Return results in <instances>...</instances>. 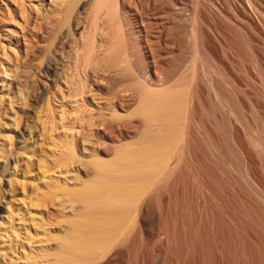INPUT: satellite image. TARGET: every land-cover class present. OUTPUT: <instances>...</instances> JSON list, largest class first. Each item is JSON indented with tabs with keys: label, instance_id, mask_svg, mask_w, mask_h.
<instances>
[{
	"label": "bare ground",
	"instance_id": "6f19581e",
	"mask_svg": "<svg viewBox=\"0 0 264 264\" xmlns=\"http://www.w3.org/2000/svg\"><path fill=\"white\" fill-rule=\"evenodd\" d=\"M29 14L12 21L25 63ZM36 18L50 42L10 142L0 264H264V0H57Z\"/></svg>",
	"mask_w": 264,
	"mask_h": 264
},
{
	"label": "rangeland",
	"instance_id": "374dc122",
	"mask_svg": "<svg viewBox=\"0 0 264 264\" xmlns=\"http://www.w3.org/2000/svg\"><path fill=\"white\" fill-rule=\"evenodd\" d=\"M53 1H57V0H11V2L13 4H12V6H9V8H12L10 15H9V8H8V12H7V10H5L6 8L4 7V5L0 4L1 5L0 7L4 9L5 14L7 13V17L10 18V21L12 23V24L10 23L7 27L3 28L2 27L3 24L0 22L1 23L0 24V53H1L0 54V65H1L0 66V189H1L0 190V202H2V200H4L3 196H4V192L6 191V188H5L6 187V184H5L6 179L5 178L8 177V174L10 172V159H9V154H10L9 150H11L10 142L13 140L14 144H16V146H18L20 148L24 145V144H21V143H23V141H25V138H26V133L24 132V130L26 129V127L29 124L33 123V120H32L33 117L31 115V111H30L32 109V107H31L32 106V99L34 98V96H36V94H38V91H39L38 86H40L43 82L42 71L40 72L41 66H39L40 68H38V65H40V63H41V55L43 54L42 48L45 47V46H43V44H45V43L47 44V42L49 43L50 41L49 40L44 41L45 35L39 31V26L36 23L38 20L36 18V16L38 15L40 18L42 12L44 13V11L46 9L50 8V6L53 4ZM36 7H37V9L39 8L41 11L37 10ZM26 10L28 11V13H26L27 12ZM19 11H21V12H19ZM21 13L22 14L24 13L25 15L31 13V15H32L31 16L29 14L32 19L30 18L31 21H28V23L26 24L27 25L26 26V36L28 35V37H26V40L31 43V46H32L31 49L34 51V53H33V51H31L30 57L26 56V63L24 61L25 60L24 55L18 54V55H20V56H18L16 54L17 52L19 53V50H21L23 48L22 45L24 43L23 33L21 32V28H19L21 25L17 26V24H16L17 22H21V17H19V14H21ZM33 15H34L35 19H34ZM9 16H11V17H9ZM18 20H20V21H18ZM12 21L16 22V23H13ZM31 22L33 25L37 24L36 26H38V29L36 26L32 27L33 25L30 24ZM13 24L16 26H14ZM29 29H31V30H29ZM36 29L39 32L36 31ZM28 30H29V32H28ZM32 30L34 33L36 32L35 35L33 36L35 39L32 36H30V33L32 32ZM36 37L38 40H36ZM34 40L36 42H34ZM27 41H26V43H27ZM38 41L40 42V45H38V43H37ZM32 43H33V45H35V47L32 45ZM35 48H37V50H35ZM33 54H36L37 56L33 55ZM8 56H10V57H8ZM27 57H29V58L27 59ZM10 58L11 59L15 58L14 62H12L14 65L13 67L10 66L12 64H9L11 62ZM8 59H9V61H8ZM31 60L33 61L32 63H31ZM36 61H39V63L35 64ZM2 64L4 66H2ZM9 66L12 69L15 68L16 72L18 71L17 72L18 75L16 76V80H15V82L17 84V89H15L17 95H16V93H14L15 97L13 98V101H12L10 90H9V82L12 79V72L13 71H11V72L8 71ZM21 67H22V69H21ZM17 68H19V69H17ZM25 69H27V71L30 69L29 70L30 74H31V69H33L32 74L27 75L28 72H26ZM19 70H21L20 72H22L20 75H19ZM6 71H8V73ZM34 72H35V74H34ZM25 74H26V76H24ZM27 76H28V78H27ZM33 76L36 78H34ZM31 77L34 78L33 79L34 81L32 80ZM29 79H31V82ZM25 80L27 82L26 85H25V83H26ZM30 86H32V87L30 88ZM18 88L21 90L23 89V91L19 90ZM21 93H23V94H21ZM26 93H27V96H26ZM30 95L32 96V98ZM14 104H16V105H14ZM12 107H14L13 108L14 110L13 109L11 110ZM27 120H28V122H27ZM26 123H27V125H26ZM11 144H13V143L11 142ZM13 257L14 258H13L12 263L15 262L17 255H15Z\"/></svg>",
	"mask_w": 264,
	"mask_h": 264
}]
</instances>
